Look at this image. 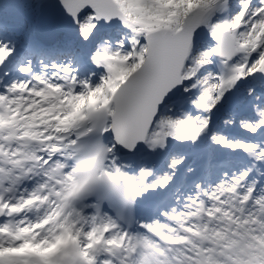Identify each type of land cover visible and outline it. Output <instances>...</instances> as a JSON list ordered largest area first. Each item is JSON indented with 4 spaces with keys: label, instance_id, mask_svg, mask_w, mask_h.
<instances>
[{
    "label": "snow or ice",
    "instance_id": "obj_1",
    "mask_svg": "<svg viewBox=\"0 0 264 264\" xmlns=\"http://www.w3.org/2000/svg\"><path fill=\"white\" fill-rule=\"evenodd\" d=\"M0 264H264V0H0Z\"/></svg>",
    "mask_w": 264,
    "mask_h": 264
}]
</instances>
